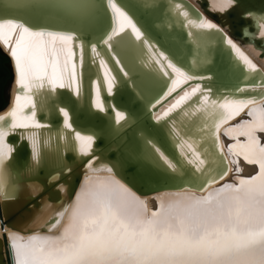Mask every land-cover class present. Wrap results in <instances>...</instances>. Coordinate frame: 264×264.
<instances>
[{
    "label": "water",
    "instance_id": "1",
    "mask_svg": "<svg viewBox=\"0 0 264 264\" xmlns=\"http://www.w3.org/2000/svg\"><path fill=\"white\" fill-rule=\"evenodd\" d=\"M198 2L201 9L190 0H118L117 6H123L121 10L141 29L147 43L143 39L137 40L130 28H126L114 39L110 49L103 43V38L112 28L116 29L117 20L105 0H0V18L70 32L76 38L72 42L76 55L79 54L77 46L83 45L82 76L78 74L76 78L79 95L74 91L73 83L71 87H57L55 92L34 89L36 94L29 95L36 105L35 120L47 127L16 128L5 137L6 143L14 146L15 151L12 159L6 162L5 183L0 186L3 188L0 195L5 200L0 204L3 230L10 228L22 234L51 230L48 225L59 220L58 213L64 212L72 202L90 163L96 170L111 169L117 179L140 196L186 190L202 193L205 190H198L193 183H202L219 175L225 165L229 170L219 139L217 147L215 137L210 134L211 140L207 138L212 125H205L209 118L204 114L213 108V101L217 105L226 99L261 101L264 72L260 68L250 70L220 33L199 29L190 25L188 19L214 21L225 37L247 45L253 43L258 29L264 28V0H236L230 10L221 13L211 11L206 0ZM183 11L189 13L187 18ZM19 31L18 28L15 39ZM263 44L261 41L259 46ZM253 45L256 47V43ZM92 46L96 47L99 56L91 52ZM155 57L164 63L163 69ZM100 59L105 61L114 78L112 93L107 90ZM169 61L196 79L165 96L175 77L167 67ZM13 78L10 57L0 48V112L8 107V89ZM94 82L103 110L94 106ZM197 84L209 95L208 105H201L202 97L197 93L188 103L159 121L156 119L161 107ZM17 94L23 95L19 86ZM61 107L69 112L71 128L63 123ZM198 107L203 110L192 111ZM117 111L125 117L118 123ZM22 112L30 114V105ZM246 120L250 119L242 121ZM3 123L7 125L9 121ZM76 133L93 136L87 155L78 151ZM239 138L244 141L243 136ZM33 139L39 142L40 149L39 162L35 164L29 160ZM185 140L193 141L200 159L205 160L202 171L197 172L196 165L189 163L192 158L189 150L180 151ZM156 149L176 165V171L167 169ZM231 163L235 175L245 178L240 175L241 171H236L239 168L237 158L234 157ZM28 184L37 188L29 202H21L17 208L10 202L18 197L17 188L25 189ZM61 187L67 194L64 200L57 194ZM3 192H11V196L6 198ZM39 202L49 204L53 215L45 225L35 226L34 222L26 225L24 221L30 219L26 212L31 214L33 206L39 209ZM9 248L7 245L8 263L14 264V255ZM2 250L0 245V264H6Z\"/></svg>",
    "mask_w": 264,
    "mask_h": 264
},
{
    "label": "snow or ice",
    "instance_id": "2",
    "mask_svg": "<svg viewBox=\"0 0 264 264\" xmlns=\"http://www.w3.org/2000/svg\"><path fill=\"white\" fill-rule=\"evenodd\" d=\"M115 13L127 21V26L135 34L137 40H142L143 33L136 24L129 19L122 5L117 6L118 0H105ZM236 0H225V7L235 5ZM187 18L189 13L183 11ZM249 15H251L249 13ZM190 25L202 30H215L227 41L231 48L235 45L224 36L217 25L206 22L201 18L198 21L188 19ZM5 27L21 30V36L11 49L10 56L14 59L15 69L18 74L17 83L21 94H36V91L47 89L55 92L56 88H64V75L67 73L70 81L69 87L76 81L77 75L82 76L83 71V45L77 46V52L68 51V57L60 65L57 71L56 63L44 62L35 57V52H55L56 45H67L74 42L72 33L49 30L46 25H32L27 21L0 18V36ZM124 31V26L112 28L105 34L103 43L110 49L112 42ZM7 45V40L4 41ZM62 50V48L60 49ZM91 52L97 53L96 47H91ZM73 55L76 59L72 60ZM160 55H163L161 53ZM99 56V53H97ZM168 60V57L164 58ZM71 61V68L69 62ZM161 67H164L162 61ZM100 65L108 71V66L103 59ZM120 63V61H117ZM245 63L250 70L254 66ZM51 67V72L48 71ZM168 68H172L185 81L196 79L191 74H185L179 67L170 61ZM114 78L108 80V91L111 92ZM200 93L201 105L210 103L209 95L197 84L191 92H185L169 112L180 108ZM76 94L79 95L77 88ZM99 94V91L98 93ZM20 95L17 96L19 101ZM264 97L261 101L247 99L237 103L247 107L248 104H259L249 110L250 120L226 128L224 135L230 136L235 143L228 146L233 155H242L243 159L258 166L255 175L247 178H239L238 183H226L210 192L207 196H181L176 197L174 203L165 205L161 199L160 207L148 212L144 202L139 200L129 188L120 181L112 179L93 183L86 180L80 192L76 196L73 210L69 217V223L64 228L60 237H48L32 235L27 239L12 234L10 237V249L14 253V264H264V142L258 133H264ZM213 107H219L218 120L212 125L210 134L219 139L220 125L225 123L232 115L236 114L229 109L232 101L217 105L211 102ZM97 108L103 110V105L97 103ZM202 107L192 111H202ZM63 114L64 125L71 128L69 112L63 107L59 108ZM16 110L8 113V116H0V186L5 183V165L12 159L14 146L6 143L5 137L16 128L47 127L35 120L36 105H30V114L24 115L23 123L17 120ZM165 116L168 115L166 112ZM124 114L116 112L117 123L124 120ZM159 121L161 117L157 116ZM8 120L5 125L3 122ZM179 134V133H178ZM34 135V134H33ZM245 137L241 142L239 137ZM79 141L86 142L91 148L93 136H82L76 133ZM192 151L194 159L189 163L196 165V171H202L205 160L200 159L198 151L193 143L184 142ZM39 142L33 139L29 160L32 164L38 163L40 158ZM83 150V144L81 145ZM167 169L176 171V165L171 162L163 152L156 149ZM88 154V153H84ZM235 163V161H234ZM92 169V164H88ZM96 170V169H93ZM111 171V169H106ZM227 167L219 175L204 180L202 183H193L198 190H206L207 185L216 183L227 174ZM240 171L239 168L236 169ZM0 191L3 188L0 187ZM6 198L11 192H3ZM63 212L58 213L62 216ZM59 220L48 225L49 229L56 226Z\"/></svg>",
    "mask_w": 264,
    "mask_h": 264
},
{
    "label": "bare ground",
    "instance_id": "3",
    "mask_svg": "<svg viewBox=\"0 0 264 264\" xmlns=\"http://www.w3.org/2000/svg\"><path fill=\"white\" fill-rule=\"evenodd\" d=\"M190 1H192V3H194L199 9H201L199 2H198L199 0H190ZM206 1L209 5V9L211 11H214V12H220V13L225 12L227 10H230L233 7V6L225 7V0H206ZM115 15H116V20H117V27H116L117 31H119V28L121 26H124V29L130 28L127 26V21H125L123 17H120L119 14H117V13H115ZM212 22L215 24L214 21H212ZM17 30H18V28H16L13 31V30L5 27V29H3L2 36H0V48H1L3 53L7 54L10 57L12 70H13V77H14L13 81H12V83L8 89V96H9L8 107L4 111L0 112V116H6L11 111L16 110L18 112L17 120L19 122L30 123L29 121L24 120V113L22 111L27 106L33 104L34 101H33V98L29 94L20 95V99H19V101H17V96L19 95V94H17L18 74H17L16 69H15L14 59L11 58V56H10L12 47L15 46L16 41L21 36V30H20L18 33V37L15 39V33L17 32ZM130 30H131V28H130ZM223 30L228 34L227 28L223 27ZM134 36H135V34H134ZM253 37H256V38H253ZM253 37H252L254 39L253 43H256V47L253 45V43L243 45L239 41H236L233 38H231V40L233 41L232 43L235 45L234 49L236 50L238 56L243 59V61H245V59H246V61L248 63H250L251 65H253L254 68H260L264 72V44H263V46H259V43L261 41H264V28L260 27L258 29L257 33ZM260 38H263V40H261ZM5 40H7V45H5V42H4ZM55 47L57 50L54 53L51 52V50H49L48 52H44V53L37 51V52H35V57L38 60L42 59L44 62L53 61V59H54V62L56 63V66H57V71H59L60 65H62L64 63L65 59L68 57L69 49H72V42H69V44L63 45V46L60 44H57ZM61 48H62V50H60ZM72 60H73V57H72ZM155 60L159 61L156 57H155ZM157 63L160 65V68L163 69L161 67V63H159V62H157ZM69 68H71V61L69 62ZM170 69L172 70V68H170ZM51 70H52L51 67H49L48 71L51 72ZM101 71H102V74L104 76L106 87L108 90V80L113 79L112 75L110 74L109 70L106 71L103 66H101ZM174 74H175L174 80L171 82V85H170L165 96L173 93L175 90H177L179 87H181V85H183L184 83L189 81V80L185 81L184 78L182 76H179L176 72H174ZM63 82H64L65 86H68V75H67V73H65V75H64ZM113 85H114V83H113ZM73 87H74V91L76 92V90H77L76 81L73 83ZM192 88H194V87H192ZM192 88H188L187 90L183 91L182 93H180V95L178 97L170 100L165 106L161 107L159 109L158 113L155 115V117L159 116L162 118L165 116L164 114L166 112L169 114L170 113L169 109L172 108V106L176 103V101L181 96H183L185 94V92L190 93ZM94 90H95V93H94V101L93 102H94V106L96 107L97 103L101 104V100H100L99 94H97L98 90H97V85L95 82H94ZM109 93H112V90ZM227 101L233 102L229 105V109L236 114L232 115L230 119H228L225 123L221 124L220 128H219L220 150L225 154V156L229 162V170H228L227 174L224 176V178L220 180V182L208 186L207 189L202 193H196V192L191 191V190H186L183 192H175V193L174 192H167V193L157 194L154 196H140L137 193H135L134 191H132L128 186H126L119 179H117L112 174V172L106 171V170H101V169L93 170V168L92 169L87 168L83 172L82 182L78 188V191L76 192L74 199L69 204V206L66 208V210L63 212V215L59 217V223L56 224V226L53 227L51 230L46 229V230H43V232L39 231V232H33L31 234H22L23 232H20V231L14 232L10 228H5L3 230L1 227V219H0V245L3 249L2 251L4 253L5 263L9 264L8 263L9 259H8V255H7V245L9 247L10 237L12 234H17V235H19L25 239H27L29 236H32V235L48 236V237H60V236H62L64 228L69 223V217H70V214L73 210V205H74V202L76 200V196L80 192L82 185L85 183L86 180H90L93 183L103 182V181H111L112 179L120 181V183L124 184L127 188H129L131 190V192L136 197L139 198V200L144 202V206H146L148 212L150 213L151 211H155L160 207V204H161L160 198H164L165 205H168L170 203H174L176 197H181V196H185V195H187V196H193L194 195L197 197L207 196L210 192H213L215 189H217L218 186L224 185L226 183H233V184L238 183L239 177H237L235 175L236 174V173H234L235 167L231 163V160H234V157L237 158L238 166H239V169L241 171V173H240L241 176L247 178V177H250V176L256 174L258 171L257 165L250 164V163L246 162L243 159L242 155L236 156V155H233L232 153L229 152L228 146L235 143V140H233L230 136L224 135V130L226 128L238 125V123H241L242 120H244L246 118L252 119V117H250L248 115L249 110L253 107H258L260 105L259 104H248L247 107H244L243 105L237 103V101H234L233 99H226V100L222 101L220 105L225 104ZM239 101H241V100H239ZM262 102H264V101H262ZM221 111H222V109H220L218 106L207 110L206 114H204V115H205V117L209 118V122L208 121L205 122V125H207L208 123H209V126L215 124L218 120L219 113ZM258 135H259L260 139L262 141H264V133H258ZM207 138L209 139V141L211 140L210 139L211 138L210 132H208ZM242 139L245 140V137H243ZM239 140H240V138H239ZM190 143H193V141ZM76 144H77L78 151L81 154H84L85 152L89 153L90 148L88 147L86 142L79 141L76 138ZM82 144H83V150H81ZM185 150H189L192 154L191 159H194L192 151L184 143V147L182 149L180 148V151L181 152L184 151V153H185ZM5 178H6V175H5ZM38 187H40V186H38ZM36 188H37V186L31 185V184L26 185L25 189L24 188L23 189L17 188L16 194L18 197L14 201H11L10 203L13 205L15 204V206L17 205V208H19L21 202H25V201L29 202V200H30L29 197L32 196V193H34V190ZM65 191L66 190L63 187H61V190H57L58 196L63 198V200L67 198V194L65 193ZM3 201H5V200H3L2 196L0 195V204H3ZM39 205L41 207L37 210H36L35 206H33L30 209L31 214L26 212L27 218H28V216L30 217V219H28L27 221L26 220L24 221V223L26 225H30L31 222H34L33 224L35 226L45 225L46 222L48 221V219L53 215L52 214L53 209L49 204L46 205V204H42V202H39ZM9 251H10V248H9ZM13 255H14V253H13ZM10 257H11V253H10Z\"/></svg>",
    "mask_w": 264,
    "mask_h": 264
}]
</instances>
